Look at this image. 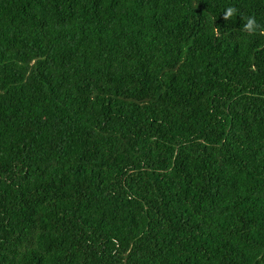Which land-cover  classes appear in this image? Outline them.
<instances>
[{"label":"trees","instance_id":"obj_1","mask_svg":"<svg viewBox=\"0 0 264 264\" xmlns=\"http://www.w3.org/2000/svg\"><path fill=\"white\" fill-rule=\"evenodd\" d=\"M247 17L264 0H0V264H264Z\"/></svg>","mask_w":264,"mask_h":264},{"label":"clouds","instance_id":"obj_2","mask_svg":"<svg viewBox=\"0 0 264 264\" xmlns=\"http://www.w3.org/2000/svg\"><path fill=\"white\" fill-rule=\"evenodd\" d=\"M237 9L235 7L229 6L227 9L223 12V19L225 21H229L237 14ZM257 29H260V26L256 23V20L254 17H247L246 23L243 25V30L248 32L249 34H253L257 31ZM262 33H264V29H260ZM214 32L216 35H219L218 29H214Z\"/></svg>","mask_w":264,"mask_h":264}]
</instances>
